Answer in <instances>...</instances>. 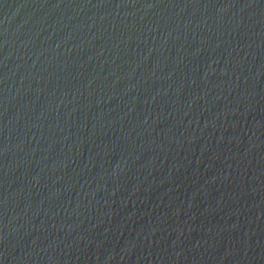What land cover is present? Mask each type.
Returning <instances> with one entry per match:
<instances>
[{
    "label": "water",
    "instance_id": "1",
    "mask_svg": "<svg viewBox=\"0 0 264 264\" xmlns=\"http://www.w3.org/2000/svg\"><path fill=\"white\" fill-rule=\"evenodd\" d=\"M0 264H264V0H0Z\"/></svg>",
    "mask_w": 264,
    "mask_h": 264
}]
</instances>
